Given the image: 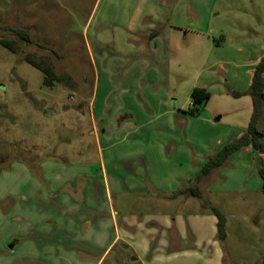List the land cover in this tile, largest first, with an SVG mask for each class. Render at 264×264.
<instances>
[{
  "label": "crops",
  "instance_id": "1",
  "mask_svg": "<svg viewBox=\"0 0 264 264\" xmlns=\"http://www.w3.org/2000/svg\"><path fill=\"white\" fill-rule=\"evenodd\" d=\"M179 2L96 0L87 24L95 19L94 29L84 38L94 73L88 108L95 150L71 165L45 160V189L28 165L0 170V201L11 200L0 264H101L119 243L140 264L224 263L217 217L181 192L197 187L225 213L228 231L230 203L213 205L208 196L264 195V153L247 147L196 180L210 156L246 132L252 99L227 94L240 102L216 106L207 79L210 100L197 116L188 113L203 76L198 70L190 81L179 67L183 57L172 54L181 41ZM186 34L191 44L199 41L197 29Z\"/></svg>",
  "mask_w": 264,
  "mask_h": 264
},
{
  "label": "rangeland",
  "instance_id": "2",
  "mask_svg": "<svg viewBox=\"0 0 264 264\" xmlns=\"http://www.w3.org/2000/svg\"><path fill=\"white\" fill-rule=\"evenodd\" d=\"M95 2L0 0V39L15 50L0 44V170L28 165L44 189L40 166L45 160L71 165L86 161L95 150L88 108L94 73L84 39L94 29L95 19L90 28L87 24ZM174 11L180 13L176 25L182 31L172 54L185 61L178 66L191 74L192 82L200 70L203 82L199 86L212 82L214 105L240 102L225 96L247 91L264 57V0H180ZM16 29L27 31L32 42L24 41ZM194 29L199 41L191 44L186 33ZM26 57L52 67L60 80L45 85L44 73ZM222 89L225 93L220 97ZM259 128L264 131V121ZM208 180L209 185L221 183ZM1 182L7 184L6 177ZM208 197H213V205L230 203L223 264H264V195L227 197L213 192ZM10 201H0V217L5 219L0 222V236L10 224ZM113 201L120 211L115 195ZM122 245L108 252L101 264H140L134 261L132 249Z\"/></svg>",
  "mask_w": 264,
  "mask_h": 264
},
{
  "label": "trees",
  "instance_id": "3",
  "mask_svg": "<svg viewBox=\"0 0 264 264\" xmlns=\"http://www.w3.org/2000/svg\"><path fill=\"white\" fill-rule=\"evenodd\" d=\"M16 34L20 36L24 41L31 43L32 39L30 34L22 29H16ZM0 44L4 47L15 51L11 43L4 39H0ZM26 61L31 65L38 67L44 73V84L47 86H53L55 81L60 80L59 76L53 71L52 67H44L41 63L34 61L30 57H26ZM233 97L250 96L252 99V115L247 127V130L242 136L238 137L236 140L223 146L218 152L210 156L205 164L203 165L200 174H198L196 180L199 181L202 177L209 175L213 171L219 169L230 159L235 153L247 148L253 147L260 153H264V133L259 129V121L263 116L264 111V57L258 62L255 67L253 78L250 87L245 92H231ZM210 91L202 86L195 87L191 93L192 106L188 110V113L192 116H197L204 105L210 100ZM258 175L262 180V192L264 193V167L258 168ZM193 197H197L201 200V205L203 209L209 210L213 213L217 219V234L221 241L226 238V215L217 206L210 205L207 201L202 199L200 191L197 187H191L181 194H187Z\"/></svg>",
  "mask_w": 264,
  "mask_h": 264
}]
</instances>
